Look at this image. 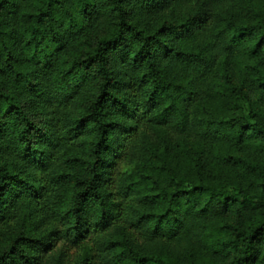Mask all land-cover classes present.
<instances>
[{
  "label": "trees",
  "instance_id": "obj_1",
  "mask_svg": "<svg viewBox=\"0 0 264 264\" xmlns=\"http://www.w3.org/2000/svg\"><path fill=\"white\" fill-rule=\"evenodd\" d=\"M0 264H264V0H0Z\"/></svg>",
  "mask_w": 264,
  "mask_h": 264
},
{
  "label": "rangeland",
  "instance_id": "obj_2",
  "mask_svg": "<svg viewBox=\"0 0 264 264\" xmlns=\"http://www.w3.org/2000/svg\"><path fill=\"white\" fill-rule=\"evenodd\" d=\"M243 107H244V109H245V110H247V108H246V105H245V104H243Z\"/></svg>",
  "mask_w": 264,
  "mask_h": 264
}]
</instances>
